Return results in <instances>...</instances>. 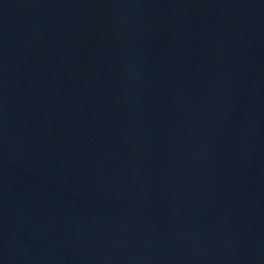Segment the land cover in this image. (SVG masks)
I'll return each instance as SVG.
<instances>
[{
    "label": "water",
    "instance_id": "water-1",
    "mask_svg": "<svg viewBox=\"0 0 264 264\" xmlns=\"http://www.w3.org/2000/svg\"><path fill=\"white\" fill-rule=\"evenodd\" d=\"M0 264H129L30 179L0 160Z\"/></svg>",
    "mask_w": 264,
    "mask_h": 264
}]
</instances>
